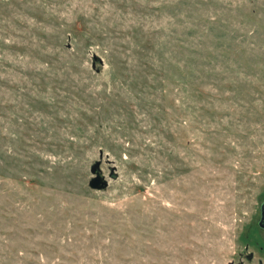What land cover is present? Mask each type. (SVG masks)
Masks as SVG:
<instances>
[{"label": "rangeland", "instance_id": "1", "mask_svg": "<svg viewBox=\"0 0 264 264\" xmlns=\"http://www.w3.org/2000/svg\"><path fill=\"white\" fill-rule=\"evenodd\" d=\"M263 202L264 0H0V264H264Z\"/></svg>", "mask_w": 264, "mask_h": 264}, {"label": "water", "instance_id": "2", "mask_svg": "<svg viewBox=\"0 0 264 264\" xmlns=\"http://www.w3.org/2000/svg\"><path fill=\"white\" fill-rule=\"evenodd\" d=\"M100 162L97 161L91 167V173L94 177L89 182V188L95 191H104L108 187V181L100 174L99 171ZM261 216L258 221V227L264 229V202L261 204Z\"/></svg>", "mask_w": 264, "mask_h": 264}, {"label": "flooded vegetation", "instance_id": "3", "mask_svg": "<svg viewBox=\"0 0 264 264\" xmlns=\"http://www.w3.org/2000/svg\"><path fill=\"white\" fill-rule=\"evenodd\" d=\"M260 208H261V206H260ZM260 216H261V209H260ZM258 224V223H257ZM263 233H264V229H261V228H259ZM253 244L255 245V243L253 242ZM246 257H247V259L249 260V261H252L253 260V254H252V252L251 253H249V255H246Z\"/></svg>", "mask_w": 264, "mask_h": 264}]
</instances>
